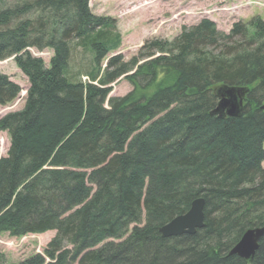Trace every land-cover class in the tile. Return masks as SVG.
<instances>
[{
    "label": "trees",
    "instance_id": "1",
    "mask_svg": "<svg viewBox=\"0 0 264 264\" xmlns=\"http://www.w3.org/2000/svg\"><path fill=\"white\" fill-rule=\"evenodd\" d=\"M121 45L90 0H0V61L29 80L24 107L0 118V236L56 231L12 264H264V235L252 259L230 254L264 226L263 18L228 33L203 19L130 61L110 56ZM31 48L52 50L49 64ZM77 48L89 60L73 72ZM120 78L134 89L110 97ZM222 86L248 89L240 115L213 113ZM21 91L0 71V107ZM199 197L204 227L164 237Z\"/></svg>",
    "mask_w": 264,
    "mask_h": 264
},
{
    "label": "rangeland",
    "instance_id": "2",
    "mask_svg": "<svg viewBox=\"0 0 264 264\" xmlns=\"http://www.w3.org/2000/svg\"><path fill=\"white\" fill-rule=\"evenodd\" d=\"M90 7L94 14L116 20L122 45L110 56L119 54L125 61L138 57L147 43L155 39L172 41L180 35L183 26L197 25L203 19L212 20L218 30L226 33L236 22H249L255 16L264 20V0H90ZM30 51L42 57L47 65L53 56L50 49L39 51L31 48ZM88 60L89 55L77 48L71 61L72 71L78 72L82 67H87ZM0 71L22 88L15 101L0 107L2 118L24 107L29 80L13 57L0 61ZM83 79H87V76L84 75ZM112 87L110 97L125 96L134 89V85L124 78L113 83ZM9 147V135L0 132V157L7 155ZM55 234L56 231L50 230L17 238L5 233L0 236V252L6 256L8 264L17 263L36 253H43Z\"/></svg>",
    "mask_w": 264,
    "mask_h": 264
},
{
    "label": "water",
    "instance_id": "3",
    "mask_svg": "<svg viewBox=\"0 0 264 264\" xmlns=\"http://www.w3.org/2000/svg\"><path fill=\"white\" fill-rule=\"evenodd\" d=\"M248 92L247 88L222 86L217 89L218 104L213 113L219 116H238L241 113L243 99ZM205 199L196 198L191 203L189 210L174 217L170 222L160 228L164 237H175L182 234H195L198 229L205 225ZM264 235V226L246 230L241 239L230 250L245 260L252 259L258 248L259 242Z\"/></svg>",
    "mask_w": 264,
    "mask_h": 264
},
{
    "label": "crops",
    "instance_id": "4",
    "mask_svg": "<svg viewBox=\"0 0 264 264\" xmlns=\"http://www.w3.org/2000/svg\"><path fill=\"white\" fill-rule=\"evenodd\" d=\"M263 165H264V162H263Z\"/></svg>",
    "mask_w": 264,
    "mask_h": 264
}]
</instances>
